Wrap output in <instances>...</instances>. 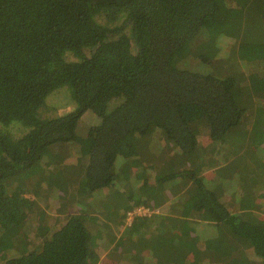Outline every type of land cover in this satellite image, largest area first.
<instances>
[{"label":"trees","instance_id":"16d2710c","mask_svg":"<svg viewBox=\"0 0 264 264\" xmlns=\"http://www.w3.org/2000/svg\"><path fill=\"white\" fill-rule=\"evenodd\" d=\"M144 141L174 156L134 161ZM254 144L256 171H234ZM140 206L157 212L124 227ZM251 211L264 217V0H0V264H165L158 249L233 264L207 247L218 228L264 264ZM151 221L154 260L128 259Z\"/></svg>","mask_w":264,"mask_h":264},{"label":"rangeland","instance_id":"374dc122","mask_svg":"<svg viewBox=\"0 0 264 264\" xmlns=\"http://www.w3.org/2000/svg\"><path fill=\"white\" fill-rule=\"evenodd\" d=\"M61 91H62V89L51 94V95H53V94L59 92L56 96H53L54 99H53L52 104L54 106V109H56V110H58L60 112H64V111H67L68 109H70L72 104L74 105V107H73V109H74L75 108V104L73 102L70 103V102H67L66 100H64L63 99V95L64 94L61 93ZM51 95H49L47 97V99ZM53 97H51V99ZM47 99H46V101H47ZM51 99H50V101H51ZM254 113H255V111H254ZM60 114H63V113H58L56 115H60ZM91 114H92L91 111H86V115H84L83 118L87 117L89 115L91 116ZM91 117L92 118L94 117L93 118L94 121L99 122V120L96 119L95 116H91ZM15 125L20 126L18 123H15ZM154 137H155V135H152V138H154ZM125 141H128V140H125ZM151 143L144 141L143 143L140 144V146H139L140 147L139 155H136V157L134 158L135 159L134 161H138V159H140L142 157H145L143 159V161H142V164H145L144 162L147 161V162L151 163L152 165H155V166L157 165V167H160L162 159H164V161H165V160H168L169 158L172 159V157L174 156L173 153H171V152H168V151L163 152V149H160L159 152H155L154 149H153V145L155 143H152V144ZM147 144H148V146H147ZM249 148H250V150L248 151L249 153L247 151H244V152H242V154L240 156L236 157V159L233 161L232 166L236 168L234 171H236L238 168L240 170L246 169L248 172L256 171L257 161L255 160V162L252 163V160L254 159L253 156L255 154L253 152V150L257 151L258 149H260V147H259V145H257V144L255 145L254 144L253 146L250 145ZM212 151H213V153H214V151H216L214 147H212V149L209 150V153H211ZM149 152L151 154V158L149 156ZM227 152H231V149L227 150ZM162 156H163V158H162ZM121 159H123V158H120V160ZM152 165H146V167H151ZM157 167H156V169H157ZM256 174L259 175V173H256ZM111 188L99 190L94 195L102 196V195L105 194V192L107 190H111ZM27 197H32V196L27 194ZM50 200H51V198L48 199V197H44L42 199L41 203H40V206H41L40 209H44L46 212L50 211L51 210V208H50L51 207V204H50L51 201ZM58 212H60V210ZM247 213L248 212H246V213L243 212L244 215H247ZM250 213H252L254 215L251 218L248 217V216L246 218H248V220L252 221L253 223H256L259 226H263L260 222L264 221V217L259 216L258 211H251ZM253 217H255V218H253ZM123 226L127 227L128 225H126L125 222H124ZM18 227L20 228V225ZM263 228H264V226H263ZM122 230H123L122 225H120L119 228H115V232H114L115 235L117 237H120L121 234H122ZM194 230L195 229L192 228V231H193L192 235H198L200 237V234L199 233H195ZM214 231H215V229L212 232V236H210L211 238L208 237V239L206 241L207 243H209L208 246H207V243L204 242L205 247L207 246L208 249H210L212 251L214 261L219 262L221 260V258L227 256V257L230 258V261L233 264H251V261H250L251 260V258H250L251 252H250V250L252 251V249H251V246L249 244H247V242H244V241L241 240L239 242H236V243L234 242L233 243V241H232V243L234 245H232V247L229 248L226 242H227V238L228 237L232 238V236H233L232 233L231 232H227V230H225L223 228L216 229L217 232H214ZM132 234L133 235H129V236H132L131 238L133 239V243H130L128 245V247L133 245V244H134V246L130 248L129 252H131V253H129V256H127V258L128 259L130 258V260H134V261H136L138 259L137 258L138 256H139V259H141V260H144V257H146V261L147 260H150V261L154 260L153 256H151L150 251L151 252L154 251L153 244L155 243V240L158 238V242H161L166 237V233H165L163 228L161 229V234L160 235L156 233L155 223L154 222L152 223V221L149 222L147 228H144L142 226V224H140V227L135 229ZM110 236H112V235L110 234L108 236V238H106L105 243H104L105 245L110 243ZM126 236H128V235H126ZM210 239H211V241H210ZM235 245H236V248H234ZM148 249H150V251ZM166 249H167V247H166ZM159 250L161 251L159 257L162 258V263L169 264L170 262L168 261V257H169L168 250L158 249L157 252L154 251V253L157 255ZM111 251L112 252H116V249L112 248ZM138 251L140 252V254L138 253ZM105 253L106 252L104 251L102 253V256H105L106 255ZM117 253H118V250H117ZM103 258L104 257H101L97 264H122V263H120L118 261V259L117 260H113L111 258V256L107 257V261H105V259L102 260ZM254 261L258 263V260L254 259Z\"/></svg>","mask_w":264,"mask_h":264},{"label":"built area","instance_id":"2783aa9c","mask_svg":"<svg viewBox=\"0 0 264 264\" xmlns=\"http://www.w3.org/2000/svg\"><path fill=\"white\" fill-rule=\"evenodd\" d=\"M152 212H157V211H152L147 207H136L133 210H130L127 212V216L125 218V224L126 225H131L135 217H143V216H149Z\"/></svg>","mask_w":264,"mask_h":264}]
</instances>
